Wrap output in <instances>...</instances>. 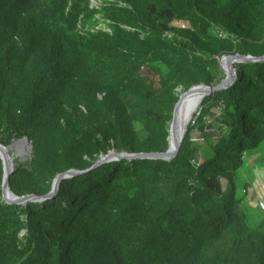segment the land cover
<instances>
[{"label": "trees", "instance_id": "16d2710c", "mask_svg": "<svg viewBox=\"0 0 264 264\" xmlns=\"http://www.w3.org/2000/svg\"><path fill=\"white\" fill-rule=\"evenodd\" d=\"M237 52L264 55V0H0V142L31 137L10 186L40 196L5 201L0 157V264H264V210L235 179L264 142V59L236 63L172 159L92 168L166 151L179 88Z\"/></svg>", "mask_w": 264, "mask_h": 264}, {"label": "water", "instance_id": "95a60500", "mask_svg": "<svg viewBox=\"0 0 264 264\" xmlns=\"http://www.w3.org/2000/svg\"><path fill=\"white\" fill-rule=\"evenodd\" d=\"M224 58H227L230 64L228 66V69L225 67L227 74L220 82H218L217 84H207L205 82H201V83L192 85L188 90H182V87L179 88V91H181V93H180L179 100L177 101L174 107V110H173V117H172L170 127H169V147L166 151L135 153V152H129V151L118 152L117 150L112 149L107 154L101 155L100 159L97 160V162L92 168L98 166L99 164L105 161H109V160L116 159V158H123V157L162 158V159H168V160L175 157L179 153L184 137L188 131V124L190 123L192 119V118L191 119L189 118V120L182 121V117L179 111V105H180L182 97L192 92L195 88L203 89L204 95L201 101L202 103L204 98L208 94H213L216 91L225 89L231 86L233 82H235L237 78V71H234V68L232 65L233 63L263 60L264 55L262 56H254L252 54L243 55L237 52L233 54H225L222 56V60ZM199 106L195 109V111L199 108ZM23 138H27V142H29L30 144L29 160H32L33 159V145H32V139L29 135H25L17 140H13V142L10 145H5L2 142H0V147L3 148L5 146H11L15 141H19ZM172 143H175L174 147H172ZM0 157L3 160V167H4L3 184H2L3 199L9 203H26L29 200H38L40 198V196L38 195L25 194V195L20 196L12 191L11 186H10V176L14 172L15 162L12 159L11 155L5 154L4 151H3V154H0ZM78 173H80V171H78L77 169H73V168L67 171H64L62 173H59L54 179L53 188L50 191V193L56 191V189L59 187V184L63 181L64 178L70 175H73V174H78Z\"/></svg>", "mask_w": 264, "mask_h": 264}, {"label": "rangeland", "instance_id": "374dc122", "mask_svg": "<svg viewBox=\"0 0 264 264\" xmlns=\"http://www.w3.org/2000/svg\"><path fill=\"white\" fill-rule=\"evenodd\" d=\"M220 64H221V80H222L227 74L225 66L223 65L222 58L220 59ZM232 65H233L234 71H237L236 63H233ZM161 66L164 69V71L167 70L163 65ZM154 80L157 81V77H154ZM208 118L211 119V116H209ZM17 139L19 138H14V140H17ZM12 142L13 141H11L8 144H5V143L3 144L10 145ZM202 151L204 153V150ZM29 156L30 154H27L25 158H22L16 155L13 160L15 163L16 162L24 163L29 160ZM235 179H236V183L238 187L237 195L239 197L243 196V190L244 188H247V197L243 199L244 207L248 210V212H255L256 210H258L259 203L258 201H255L252 198H250V194H252V192L255 191L259 194V197H261L264 200V142L261 143L258 148L248 151V154L246 156V162L243 165V167L238 170ZM246 183L247 185H245ZM228 184L229 183L227 180H223L224 187H227ZM262 213L264 214V211H262Z\"/></svg>", "mask_w": 264, "mask_h": 264}, {"label": "bare ground", "instance_id": "6f19581e", "mask_svg": "<svg viewBox=\"0 0 264 264\" xmlns=\"http://www.w3.org/2000/svg\"><path fill=\"white\" fill-rule=\"evenodd\" d=\"M229 64L230 63L228 59L224 58L223 65L227 69V66H229ZM203 93V89L195 88L192 92L182 97L179 105V111L182 117V121L189 120V118L191 119L193 117L195 109L199 106L203 99ZM174 145L175 143H172V147H174ZM3 151L5 154L11 155L12 159H14L16 155L25 158L26 155L30 153V144L29 142H27V138H23L19 141H15L11 146H5L3 148L0 147V154H3Z\"/></svg>", "mask_w": 264, "mask_h": 264}, {"label": "clouds", "instance_id": "9594fccd", "mask_svg": "<svg viewBox=\"0 0 264 264\" xmlns=\"http://www.w3.org/2000/svg\"><path fill=\"white\" fill-rule=\"evenodd\" d=\"M103 2V0H92V6H97V5H100L101 3ZM119 5H125V3L123 2H119ZM98 28H105L106 30H111L110 27H108L106 24L104 23H99L97 25ZM198 110V109H197ZM196 110V111H197ZM195 111V112H196ZM260 199V198H259ZM259 201V200H258ZM22 204H26V203H22Z\"/></svg>", "mask_w": 264, "mask_h": 264}, {"label": "built area", "instance_id": "2783aa9c", "mask_svg": "<svg viewBox=\"0 0 264 264\" xmlns=\"http://www.w3.org/2000/svg\"><path fill=\"white\" fill-rule=\"evenodd\" d=\"M259 206L264 210V200L261 197L259 199Z\"/></svg>", "mask_w": 264, "mask_h": 264}, {"label": "crops", "instance_id": "0c3cea01", "mask_svg": "<svg viewBox=\"0 0 264 264\" xmlns=\"http://www.w3.org/2000/svg\"><path fill=\"white\" fill-rule=\"evenodd\" d=\"M250 196H252L251 198H255L256 196H257L258 198H260V197H259V194H258L257 192H255V191H254V195L250 194ZM257 197H256V198H257Z\"/></svg>", "mask_w": 264, "mask_h": 264}]
</instances>
